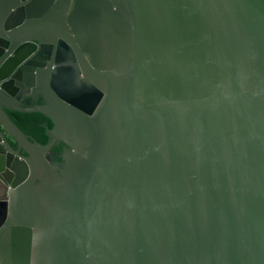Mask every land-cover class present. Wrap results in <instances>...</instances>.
Wrapping results in <instances>:
<instances>
[{
	"label": "water",
	"instance_id": "1",
	"mask_svg": "<svg viewBox=\"0 0 264 264\" xmlns=\"http://www.w3.org/2000/svg\"><path fill=\"white\" fill-rule=\"evenodd\" d=\"M0 264H264V0H0Z\"/></svg>",
	"mask_w": 264,
	"mask_h": 264
},
{
	"label": "trees",
	"instance_id": "2",
	"mask_svg": "<svg viewBox=\"0 0 264 264\" xmlns=\"http://www.w3.org/2000/svg\"><path fill=\"white\" fill-rule=\"evenodd\" d=\"M11 121L25 134L30 135L33 139L40 143H44L46 137L44 136V127H49L50 122L45 126L41 123L45 119L43 115L37 112H18L6 111Z\"/></svg>",
	"mask_w": 264,
	"mask_h": 264
},
{
	"label": "flooded vegetation",
	"instance_id": "3",
	"mask_svg": "<svg viewBox=\"0 0 264 264\" xmlns=\"http://www.w3.org/2000/svg\"><path fill=\"white\" fill-rule=\"evenodd\" d=\"M19 38V36H17V35H14L13 37H12V42H15L17 39ZM11 44V43H10ZM2 49H3V54H7L8 53V55L11 53V51H12V49L10 48V45L9 44H7V45H5L4 47H2ZM43 63H44V66H46V64L48 63V60H46V59H44L43 60ZM19 102L22 104V105H33V104H35V103H40V101L38 100V101H35L34 99H28V98H25V97H23V98H20L19 99ZM47 122H50L49 121V119L48 118H46L45 117V119L43 120V122L41 123L43 126H45L46 124H47ZM50 126H51V123H50ZM49 126V127H50ZM46 127V126H45ZM44 127V128H45ZM30 136V135H29ZM8 140H9V143L11 144V145H14L13 144V142L9 139V138H7ZM6 176H7V174L6 173H3L2 174V178H6Z\"/></svg>",
	"mask_w": 264,
	"mask_h": 264
}]
</instances>
